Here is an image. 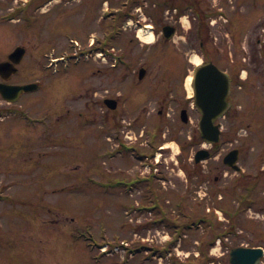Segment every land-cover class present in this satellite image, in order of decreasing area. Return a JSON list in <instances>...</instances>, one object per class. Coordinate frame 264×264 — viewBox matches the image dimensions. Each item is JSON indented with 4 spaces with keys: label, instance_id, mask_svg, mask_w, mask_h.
<instances>
[{
    "label": "rangeland",
    "instance_id": "1",
    "mask_svg": "<svg viewBox=\"0 0 264 264\" xmlns=\"http://www.w3.org/2000/svg\"><path fill=\"white\" fill-rule=\"evenodd\" d=\"M46 1L48 0H31L27 16L29 20L25 23L27 80H39L42 83L40 91L28 94L23 102L26 117L31 120L32 125L29 127L30 123L26 124L15 117L0 120V264H124L118 256H99L96 245L130 242L136 238H143L141 240L144 242L157 238L162 243L171 229L166 224L150 226L147 224L150 216L146 213L136 215V212L128 209L126 206L129 203L142 202L134 196L135 193L131 197L112 189L110 193L104 194L100 187L92 184V181L100 184L104 180L109 183L122 174L130 176L132 172H144V167L136 160L130 163L125 160L123 163L116 159L104 160L102 130L98 124L90 126L85 123L87 118L92 119L98 114V102L87 105V101L100 100L98 95L94 97L92 91L100 93L103 89L99 76L95 75L97 72H92L97 67L103 69L100 66L103 65L102 61L81 59L75 64L70 59L67 61L68 65L61 61L41 73L43 61L40 62L45 52L54 48L57 52L63 50L55 56L65 55L69 38L78 40L84 46L88 38L97 41L100 36L111 35L107 28L106 31L104 29L107 23H98L97 10H101L104 5L97 8V4L89 10L84 5L93 0H60L46 14L41 11H47L53 2L34 9L33 4ZM253 2L260 9L261 0ZM212 4L209 2V5ZM228 6L229 9L233 6L240 21L246 20L248 23L244 30L236 31L233 58L237 62L244 57L259 55V23L262 22V15L258 17L259 14L255 13V5L250 8L247 5L240 7L232 0ZM8 8L15 6L10 5L8 0H0V20L12 13ZM210 8L213 10L212 6ZM157 22H163V15ZM4 25L9 24L0 25V43L12 44L17 40L10 34L5 37L1 33ZM123 28L126 29L122 34L125 41L123 47L114 34L116 38H112L109 43L107 39L102 41L114 50L125 49L127 58L138 59V63L148 64L149 59L158 61L159 57L153 56V48H142L140 44L131 46L128 40L133 32L128 26ZM213 29L216 42L227 38V24L217 21ZM171 48L174 50V57H178L177 61L185 59L180 47L172 45ZM159 49H162L161 46ZM195 53L190 51L188 58L193 60ZM105 59L108 63L105 64L106 79L111 83L116 78V70L109 67L114 63V56L107 54ZM170 62L172 65L177 64L173 60ZM154 66V63L147 65L152 72ZM188 67L190 69L189 64ZM256 84L257 82L254 85ZM106 88L108 87L105 86L104 89ZM181 92H184L185 97L188 95L184 86ZM250 92L251 100L256 101L259 97L258 90L250 88ZM251 100H248L245 111L222 119V139L218 151L198 165L193 163V153L199 148L195 144V138L198 137V114L191 109L189 123L180 130L174 129L179 123L178 113L174 115L172 110L169 111L171 123L168 127L164 125L166 128L162 134L166 136L163 142L171 148L164 153L157 150L156 154H160L157 156V163L160 164L157 169L166 176L165 181L157 184L164 186L166 193L172 195L162 200L171 218L179 217L182 221L186 217L184 215L191 216L197 208H200V214H203V208L212 211L219 202L218 196L222 197L221 206L225 209H229L230 204L238 206L237 200L233 203L229 200L243 192V187L234 183L242 172L250 175L248 179L253 184L250 197L260 201L251 208L241 209L233 218L221 215L222 224H215L218 232L230 231L231 234L221 237L219 247L214 244L205 247L209 239H213V235L210 227L202 225L198 232L194 230L184 234L185 238L179 243V251L172 250L174 257L178 255V258L184 260L190 255H196L197 238L202 241V248L209 251L207 255L213 258L209 259L213 264H228V252L233 247L264 248V172L260 171L264 169V107H251ZM148 108L150 110V106ZM171 117L176 121H172ZM135 134L137 136L136 132ZM177 136L187 142L192 139L191 144H186L185 155H177L180 148L177 143H172V139ZM126 138L134 141V132L128 131ZM108 143L105 147L113 144L111 141ZM235 148L239 150L238 165L242 168V172L238 173L222 163L226 153ZM163 161L165 162L161 165ZM152 163L155 162L152 160ZM145 164L148 161H144ZM228 187L230 192L225 196L224 192ZM184 191L187 199L180 209L174 206L171 199L175 197L174 194ZM146 257L145 254L139 255L126 264L174 263L172 258L158 262L146 260ZM262 262L264 264V258Z\"/></svg>",
    "mask_w": 264,
    "mask_h": 264
},
{
    "label": "flooded vegetation",
    "instance_id": "2",
    "mask_svg": "<svg viewBox=\"0 0 264 264\" xmlns=\"http://www.w3.org/2000/svg\"><path fill=\"white\" fill-rule=\"evenodd\" d=\"M140 1L146 2L155 0H118L119 8H117L115 12L120 19L118 43L121 47H123L125 43L122 35L125 22H122V20L123 15L127 14L134 18L135 29L143 27L151 30L154 36L153 46L145 47L143 44L140 45L142 48L146 49L153 48V56L161 53L165 57V55L169 53L172 45L176 44V46L180 47L185 57L184 60L180 61L185 66H188L191 62V58H188L190 51L198 52L201 56V62L211 60L221 71L226 72L230 77L231 93L229 101L231 106L227 111L228 113L235 107L234 88L239 82V73L244 67L248 68L246 69L248 73L245 74V77L248 74L250 79L256 78L259 82L264 80V0L261 1V12L259 13L260 16L262 15V22L259 23L261 27L259 34L260 39H258L259 44H261L259 55L241 58L237 63L232 57L231 52L234 47L235 36H237L236 31L243 30L248 23H246L245 20L240 21L239 15L233 11V6L229 9L228 5L229 2L232 3V0H219L216 4L219 5L218 8L213 11L215 22L222 21L227 24V32L225 34L227 38L224 39V41L219 40L218 42H216L217 38L213 33L214 25L210 23L212 18L206 17L204 12H201V7L203 6L202 0H190V2H186L188 0H182L179 3L174 0H164L162 6L156 3L151 5L147 3L142 9L144 12L143 18L139 17L138 2ZM211 1L214 0L206 2L209 4L208 2ZM236 1L243 2V0ZM243 5L245 6V4H239L240 7ZM178 6H182V14H180ZM194 7L196 8L195 12L193 10ZM220 11H223V13H219ZM161 15H163V22H157V19ZM224 16L226 17L224 18ZM183 20H186L187 24ZM145 22H149L151 25L145 24ZM12 28L14 32H12L10 36L13 38L15 37L17 41L12 44L10 42L0 43V63L7 62L10 54L16 48L25 47L26 34L23 24L14 25ZM128 42H130L131 46L139 44L135 34L129 38ZM159 46H161L162 49H159ZM126 54L125 49H118V59L115 64L116 78H114L113 82L108 83L106 79V69L100 70V83L103 89L99 93L102 97L101 118L104 126L111 124L112 127L118 129L116 136L119 140L117 155L120 161L124 159L128 160L129 158L132 160H137L142 157L153 158L155 148L151 142L154 138V132L156 130H164L170 125V119L168 121V118H170L169 111L172 110L173 114H175V110L177 109V113L180 115L181 111L185 110L188 116L190 110L195 109L193 108L192 102L188 100L189 97H185L184 92H181L183 87L182 81H184L183 71H179L176 67L171 69L169 65L166 66L164 64L162 68L158 69V73L148 74L146 73L147 70L142 67L154 63L155 60L149 59L148 64L145 62L138 63V59L127 58ZM140 65L142 66L138 67ZM140 69H144L145 72L141 74ZM172 71L174 74H171ZM27 83L31 82H28L26 77L25 51L22 59L15 67H9L7 70L0 71V84L23 86ZM105 86L108 88L104 89ZM136 91H138V94ZM92 92L94 96H96V90ZM27 94L26 92L18 94L16 96L17 100L14 103L4 101L0 95V104L5 103L8 106H13L18 102H23ZM137 98H140V100L136 101ZM105 99L115 100L117 104V106H115L116 108L113 110L106 108ZM108 103L113 104L111 102ZM87 104H89V102H87ZM172 105L174 108H171ZM148 106H150V110ZM149 121H151V124ZM172 121H176L175 118H172ZM180 122L174 129H183L185 125ZM127 126L133 128L137 132L142 129L150 131L149 134L145 135L148 140H142L138 144L131 146L125 145L120 140V135L122 134L124 136L123 129H126ZM179 133L181 134V131H179ZM104 134H106V131H104ZM161 136L165 138V136ZM195 139V144L201 148V138ZM160 151L165 152L163 148H161ZM196 151L197 149L193 153V158ZM118 177L119 190L122 193V189L124 190V188H127L129 196L132 197V194L135 193L134 196L140 198L143 203L150 204L155 202L154 199H151L154 197L155 190L149 187L150 184H154L159 180L154 174L141 175L140 173L132 172L130 177L124 176V174ZM165 192L166 188L164 186H159V193L165 194ZM185 193L186 191L179 193L181 195L180 200L182 205L185 204V199H187ZM159 203H162V200H160ZM166 203L169 204L168 201Z\"/></svg>",
    "mask_w": 264,
    "mask_h": 264
},
{
    "label": "water",
    "instance_id": "3",
    "mask_svg": "<svg viewBox=\"0 0 264 264\" xmlns=\"http://www.w3.org/2000/svg\"><path fill=\"white\" fill-rule=\"evenodd\" d=\"M21 51L18 49L12 54V58H19ZM194 89L196 93L195 101L197 106L201 107L200 132L202 138L210 143H215L219 139V130L213 122L219 118L227 108L226 96L228 93V82L212 64L199 69L195 75ZM32 85L24 87H13L10 89L16 92L19 90H33ZM6 89V87H4ZM3 94V91H2ZM207 154L197 155L196 161H199ZM237 161V150L231 151L224 162L234 169ZM262 256L261 249L236 248L230 252V264H258Z\"/></svg>",
    "mask_w": 264,
    "mask_h": 264
},
{
    "label": "bare ground",
    "instance_id": "4",
    "mask_svg": "<svg viewBox=\"0 0 264 264\" xmlns=\"http://www.w3.org/2000/svg\"><path fill=\"white\" fill-rule=\"evenodd\" d=\"M140 34V37L142 38V39H144V40H146V42H149V43H151L152 42V35H146V34H144V33H139ZM194 62L195 63H198V62H200V60H199V57H194ZM190 81H191V77H190V75L188 76V78L186 79V87H187V89H188V91H189V95H190V93L192 92V90H191V87H190Z\"/></svg>",
    "mask_w": 264,
    "mask_h": 264
},
{
    "label": "trees",
    "instance_id": "5",
    "mask_svg": "<svg viewBox=\"0 0 264 264\" xmlns=\"http://www.w3.org/2000/svg\"><path fill=\"white\" fill-rule=\"evenodd\" d=\"M164 223H165V221H164ZM166 225H167L168 227H170V228H175V227H176V225H175L174 223H172V222H170V223H167V222H166Z\"/></svg>",
    "mask_w": 264,
    "mask_h": 264
}]
</instances>
